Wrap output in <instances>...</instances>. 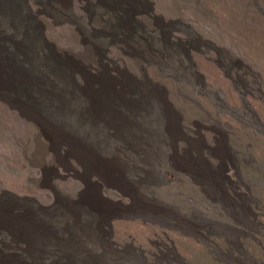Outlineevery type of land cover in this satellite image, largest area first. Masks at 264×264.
<instances>
[{"label": "rangeland", "instance_id": "rangeland-1", "mask_svg": "<svg viewBox=\"0 0 264 264\" xmlns=\"http://www.w3.org/2000/svg\"><path fill=\"white\" fill-rule=\"evenodd\" d=\"M81 1L83 8H80L77 1L75 3L76 16L71 14L69 0H15L14 4H6L9 14L0 15V54L9 56L16 50L22 52L32 47L37 63H31L25 57L21 63L24 68L23 75L13 77L8 71L14 68L11 61L18 60H3L0 63V70L3 71L0 81H32L60 88V77L51 76L48 72L44 74L42 71L50 64L57 70H70L64 75L68 79L69 92L74 93V98H82L81 95L87 93L88 89L95 93L94 91L101 88L100 82H108V86L121 92L124 90L125 76L144 79L145 81L140 83H145L148 87L143 85L138 90L146 95H158L159 104L153 101V106L144 116L138 108L142 115L139 114L140 118L134 120L138 124V130L135 125L128 127V130L136 138L142 139L144 151L145 148L155 151L154 158L158 161L153 159L152 165L147 163L145 154L140 152L139 144L134 149L126 147V152H123V138L109 137L107 130L100 125L95 127L96 132L88 126H76L74 113L78 110V100H75L71 114L63 118L65 128L76 130L92 142L95 140V134V141L103 145L100 147L104 154L118 159L122 165L119 178L106 179L104 172L96 171L90 164L94 158L92 150H82L81 147L73 145L77 144V141L82 142L78 137L66 130L60 132L58 125L53 122L45 124V121L33 117L22 106L5 98V94L0 91V196L3 197L0 198V226L7 225L10 220L14 222L13 227H18L21 233L33 234V248L26 247L24 250L12 240L9 232L0 231V264H60L63 254L58 243L68 237L65 219L72 221L71 217L65 218L63 209L77 207L80 215L76 221L79 220L81 224L93 219L87 215L89 206H92L91 209L95 208L90 198L92 192L113 209L102 223V232H99V235L102 239L110 240L115 250H120H116L117 254L106 253L99 264H145L141 257L130 251L121 252L123 244L130 242L136 247L151 249L150 241L156 238V235L157 239H160L162 235L182 237L183 233H201L203 227L199 220L202 209L194 211L198 221L187 224L189 220H180L179 224H176L175 218H179L178 214L166 206L178 198V195L172 193L176 184H169L168 181L178 175V170L173 169L175 167L172 161L177 135L173 137L171 126L174 123L175 129H178L180 115L173 114L169 103L171 102L184 118L185 108L191 112L188 107L190 104H193L192 110L197 108L195 99H199V104L204 105L206 110L209 108L207 113H217V109L223 108V100L227 99L232 107L235 106L238 95L232 84L224 80L221 71L212 65H209L211 68L208 69V88L210 86L212 102L206 101V104L205 100H202L203 95L200 98L192 95L194 101L180 95L181 91L189 95L191 93L187 92L191 90H184V84L174 83L171 75L183 78L187 74L186 67L180 64V58L185 57L178 55L175 48H168L166 41L169 31L165 24L184 21L192 29L196 30L197 27L201 31L196 32L204 35L206 39H216L221 45L226 43L225 48L233 50L245 61L249 59L246 62L253 63L255 69L264 76V0H149L150 4L156 3L154 20L146 14L135 15L136 12H144L146 5L143 0L142 3L140 0H90L89 3L86 0ZM10 18L14 20L11 23L14 26L6 22L11 20ZM116 21H120L118 30L113 27V31L109 30L112 24L118 23ZM142 22L145 23L144 26ZM146 29L157 38L156 62L152 60L148 43L143 41V38H150ZM137 34H141L142 38L136 37ZM123 47L133 54V57H128L126 67L123 65ZM109 50V60H106ZM148 62L154 65L151 66ZM145 71H149L154 86L147 83L148 80L143 75ZM188 101L190 103L187 106ZM162 107L167 112L156 114L155 110ZM83 163L87 165L84 166ZM181 176L185 177L183 174ZM262 177L264 176H260L258 170L253 173V182H259L255 195L252 196L253 206L260 203L258 199L263 202L260 206H264ZM7 191L18 197L35 200L19 201ZM140 194L148 200L142 203ZM191 210V207L185 206L182 211L191 215ZM31 225L36 226L31 229L28 227ZM104 227L109 230L108 233L103 232ZM236 227V230L231 229L229 234L228 230L225 231V234L234 236L236 232L237 235L247 232L252 237L258 236L254 232L258 230L257 226L248 224L246 218L240 219ZM86 231L79 232L81 241L89 248L87 255L99 254V251L103 250V243H96L97 237L95 238L93 231ZM93 238L95 239L92 241ZM253 241L255 242L254 239ZM189 245L194 247L192 243ZM258 245L257 242L253 243L254 251L261 250ZM169 251L166 249L160 252V255L166 257ZM137 252L139 256L142 253L140 250ZM13 260L15 263H12ZM168 261L163 260L166 264H175L174 261ZM196 263L198 264L195 261L194 264Z\"/></svg>", "mask_w": 264, "mask_h": 264}, {"label": "bare ground", "instance_id": "bare-ground-1", "mask_svg": "<svg viewBox=\"0 0 264 264\" xmlns=\"http://www.w3.org/2000/svg\"><path fill=\"white\" fill-rule=\"evenodd\" d=\"M76 1L80 4V8H83L81 7V0H69L72 15H75L76 12ZM86 1L89 3L90 0ZM116 1L123 2L126 0ZM140 2L142 3V0ZM143 2L146 5L143 8L144 12H136L135 15L146 14L154 20L156 18V3L150 4L151 1L149 0H143ZM14 3L15 0L0 1V15H8L9 11L6 8V4ZM10 19L6 22L10 26H14L11 24L14 20ZM116 22L118 23L116 25L112 24L109 30H112V27L114 30H118L120 21ZM144 22H142L143 26L145 25ZM183 22L165 24L169 31L166 41L168 48H175L176 52L179 53L178 55H184L185 57V59L180 58V64L182 67H186L187 74L183 78L171 75L174 83L184 84V90H191L187 92L191 93L189 95H185L184 93L186 92L183 93L182 91L179 92L180 95H184L189 101H194L192 95H196L199 98L203 95V101H211L210 86L208 88L210 84L208 81V69L211 68L209 65H212L221 71L225 81L232 84L238 99L233 107L227 99L223 100V108L221 110L217 109V113H207L209 108L206 110L204 105H200L199 99H195L194 102L197 104V108L194 107L195 109L192 110L191 105L193 104L189 105L190 102L188 101L187 106L189 105L191 112L189 113L185 108L184 118L175 106L171 102L169 103L173 114L180 115L178 129H175L174 123L171 126L173 137L177 135L175 141L176 149L174 148L175 154L172 157V161L175 167L173 169L178 170V175L168 181L169 184H176L172 193L178 195V198L174 203L166 206L169 210L176 211L178 214L179 218H175L176 224H179L180 220H189L190 222L186 221L187 224L196 222L197 213L195 214L194 211L202 209L203 213L201 215L198 213V215L201 216L199 221L203 228H201L200 234L183 233L182 237L162 235L160 239H157L156 235V238L150 241L152 244L151 249H145L142 246L136 247L134 244L126 242L123 244L121 252L130 251L134 255L141 257L145 264H166V262H163L164 259L172 263L174 261L175 264H194L195 261L198 264H264V206H260L263 202L258 197L257 199L260 203H257L256 206L252 205L254 201L252 196L255 195V188L259 183L253 182V173L258 170L260 176H264V76L255 69L253 63L246 62L249 59L245 61L236 55L233 50L225 48L226 43L224 41L223 43L225 44L221 45L216 39L215 41L206 39L204 35L203 37L196 32L198 30L197 27L196 30L192 29ZM147 34L150 38L148 40L143 38V41L148 43L152 60L156 62L157 58L155 57H157L158 49L155 47L157 42L155 39L157 38L148 30ZM137 35L136 37L141 36V34ZM32 52V47H30L22 52L16 50L9 56L0 54V63L3 60L5 62L11 60V58L17 59L18 61H11L14 68L8 71V74L13 77L22 76V70L24 71L21 64L22 60L26 57L31 63L36 61ZM110 53L111 51L109 50L105 57L106 60H109ZM132 55L123 47V65L125 67L128 64V57H133ZM44 59L46 60L45 57ZM112 62L114 63V61ZM148 64L154 65L151 62H148ZM53 66L48 64L42 71L44 74L48 72L51 76L60 77L62 79L60 88L41 85L32 81L27 83L22 81L15 83L0 81V91L5 94V98L22 106L33 117L38 118L42 122L45 121V124L53 122L58 125L60 132L66 130L78 137L82 141L81 143L78 141L77 144L71 143L74 146L81 147L82 150L84 148L92 150L91 154L94 158L90 164L96 171L104 172L106 179L119 178L122 165L118 159L111 157V155L107 157L109 155L106 156L104 154L103 149L100 147L103 145H99L95 141L97 140L95 134L93 137L95 140L92 142L90 138L79 134L76 130L71 129L70 131L65 128L66 123L63 118L71 114L72 103L75 100H78V110L74 113V124L76 126H88L93 132H96L95 127L100 125L105 131L107 130L109 137L123 138V152H126V147L134 149L139 144L140 152L145 154L147 163L152 165L153 162L151 160L156 159L158 161L156 157L154 158L155 151L151 148H145L144 151L142 139L136 138L128 130V127L133 125L138 130V124L134 120L140 118L141 113L143 116L147 115L150 107L153 106V101L159 104L158 95L150 96L138 90L143 85L148 87L147 84L140 83L145 81L144 79H134V77H130V79L125 76L123 78L124 90L121 92L115 91L113 87L108 86V82H100L101 88L94 91L95 93L88 89L87 93L81 95L83 96L82 98H74V93L69 92L68 79L64 77L70 70L65 68L57 70ZM0 68H2L1 64ZM149 71H145L143 75L148 80H146L147 83H151L154 86ZM123 73L126 74V72ZM2 74L3 71L0 70V76ZM224 95H226V92ZM207 102L206 104H208ZM126 107L131 109H126ZM123 108L125 109L123 110ZM138 108L141 113L138 112ZM166 112L163 107L155 110L156 114H165ZM83 164L84 166L87 165V163ZM181 174L185 177H180ZM262 190L264 189L262 188ZM7 193L19 201L35 200L29 197H18L12 192L7 191ZM92 194L90 198L94 202L95 208L91 209L92 206H89L87 215L93 219L86 221V223L81 224L79 220L76 221L80 215L77 207L72 206L63 209L65 218L67 216L71 217L72 221L70 222L69 218L65 219L64 225L68 237L63 238L58 243L63 254L62 263L60 262V264H78V262L99 264L101 258L107 255L106 253L117 254L116 250L118 249H114L112 242L102 239L99 235V232H102V223L110 216L113 209L110 205L103 203L102 198L95 192H92ZM139 197L142 203H144V200H148L142 194ZM0 198H3L2 195ZM182 206L191 207L193 209L191 210V215L184 214L182 211L184 207ZM244 218H246L248 224L257 226L258 230L254 232L258 236L252 237L247 232L243 234L241 232L242 235H237L236 232L235 235L237 236L228 235L231 229L233 231L236 230L238 221ZM7 223L5 226H0L1 232H9L12 240L17 242L18 246H21L24 250H26V247L29 249L33 248V234L29 232L21 233L18 227H13L14 222L10 220ZM34 226L36 225L28 227L33 229ZM87 229L94 232L95 238L97 237L96 243H103V250L99 251L97 255L91 253L92 255L88 256L87 249L89 250V248L85 247V242L81 241L82 236L79 231L84 230V232H87ZM173 230L178 231L180 229ZM227 230L229 232L225 234ZM108 231L105 227L103 228L104 233H108ZM163 237L166 238L164 239ZM95 238L91 240L93 241ZM182 239L184 241L181 242ZM253 239L260 245H258L261 248L260 251H254L253 243L255 242ZM191 243L194 247L189 245ZM194 248L197 249L193 250ZM166 249L170 250L169 255L163 257L160 252ZM138 250L142 252L140 256L138 255ZM12 263H15V261L13 260Z\"/></svg>", "mask_w": 264, "mask_h": 264}]
</instances>
